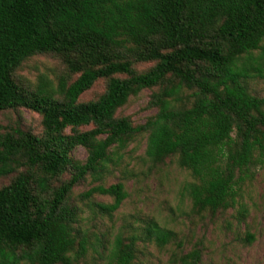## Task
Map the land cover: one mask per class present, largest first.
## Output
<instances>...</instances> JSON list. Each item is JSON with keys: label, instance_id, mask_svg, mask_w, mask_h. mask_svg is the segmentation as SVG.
Wrapping results in <instances>:
<instances>
[{"label": "trees", "instance_id": "1", "mask_svg": "<svg viewBox=\"0 0 264 264\" xmlns=\"http://www.w3.org/2000/svg\"><path fill=\"white\" fill-rule=\"evenodd\" d=\"M57 57V84L25 83L28 59ZM139 64L150 66L140 71ZM264 78V0H0V113L25 108L41 117L40 136L20 126L0 133V264H74L90 237L76 228L74 188L99 175L112 148L148 134L154 166L176 159L194 180L195 212L235 207L241 185L264 166V97L248 81ZM106 82L95 100L81 97ZM151 92L157 111L143 125L118 116L132 96ZM83 147V164L71 157ZM71 177L65 179L66 175ZM127 198L121 183L85 192ZM174 233L152 224L145 236L163 248ZM137 236L120 234L113 264H133ZM251 240V239H250ZM199 246L180 264H201Z\"/></svg>", "mask_w": 264, "mask_h": 264}, {"label": "rangeland", "instance_id": "2", "mask_svg": "<svg viewBox=\"0 0 264 264\" xmlns=\"http://www.w3.org/2000/svg\"><path fill=\"white\" fill-rule=\"evenodd\" d=\"M149 66L139 64L137 68L144 71ZM63 70L57 57L39 55L25 61L18 76L30 84H37L43 76L55 86ZM105 84L103 80L97 82L81 101L97 99ZM248 87L253 94L264 97V78L249 80ZM150 95V91L144 90L132 96L117 115L129 117L134 125L145 124L157 113L149 108ZM15 126L37 136L43 131L41 117L28 109L0 113V133L2 128ZM147 146L145 133L134 138L124 150L110 149L102 172L88 174L74 188L71 203L79 207L80 216L76 228L87 233L91 243L87 255L74 264H113L110 253L120 234L138 237L133 264H180V257L197 246L203 251L201 264H264V166L252 169V175L241 185L235 207L215 215L198 213L185 192V186L194 180L191 172L179 168L176 159L154 166L147 156ZM71 157L84 164L88 152L78 147ZM70 177L67 174L65 179ZM9 179H0V187ZM118 183L124 185L127 198L112 215L103 212L99 205L112 204L114 197H82L94 187ZM152 224L175 234L163 248L145 236V229Z\"/></svg>", "mask_w": 264, "mask_h": 264}]
</instances>
